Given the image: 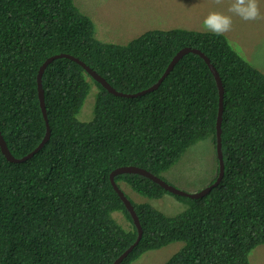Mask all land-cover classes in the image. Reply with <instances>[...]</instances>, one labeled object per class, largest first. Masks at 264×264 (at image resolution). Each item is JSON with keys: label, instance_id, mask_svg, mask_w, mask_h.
Wrapping results in <instances>:
<instances>
[{"label": "trees", "instance_id": "16d2710c", "mask_svg": "<svg viewBox=\"0 0 264 264\" xmlns=\"http://www.w3.org/2000/svg\"><path fill=\"white\" fill-rule=\"evenodd\" d=\"M185 46L202 50L225 85V176L203 197L176 195L187 207L173 217L134 202L144 233L119 264L179 239L185 251L165 264H251V251L264 245V74L225 34L154 29L117 44L99 40L73 0H0V128L16 157L46 132L37 77L48 57L72 55L133 94L156 83ZM42 86L50 139L21 162L0 150V264H111L136 230L115 217L131 221L110 173L134 165L160 175L199 141L215 142L216 79L202 56L188 52L156 89L120 96L61 56L44 70ZM93 93L92 117L81 120ZM114 179L149 198L167 193L137 173Z\"/></svg>", "mask_w": 264, "mask_h": 264}, {"label": "rangeland", "instance_id": "374dc122", "mask_svg": "<svg viewBox=\"0 0 264 264\" xmlns=\"http://www.w3.org/2000/svg\"><path fill=\"white\" fill-rule=\"evenodd\" d=\"M82 12L95 24L96 37L105 42L126 44L145 30L200 27L204 17L213 10L226 14L230 0L217 5L215 0H73ZM264 15V0H259ZM232 30L225 34L232 47L247 61L264 71V19L243 21L233 16ZM202 28V27H200ZM88 95L78 118L90 119L94 103ZM208 139L191 146L169 169L162 172L169 184L188 193L201 191L216 179V155ZM125 193L134 201L144 199L152 207L174 216L182 212L187 204L173 194L165 193L159 198L143 196L123 184ZM115 217L124 227L129 222L121 212ZM184 242H174L164 248L154 249L140 255L133 264H163ZM251 264H264V245H258L249 256Z\"/></svg>", "mask_w": 264, "mask_h": 264}, {"label": "water", "instance_id": "95a60500", "mask_svg": "<svg viewBox=\"0 0 264 264\" xmlns=\"http://www.w3.org/2000/svg\"><path fill=\"white\" fill-rule=\"evenodd\" d=\"M195 52L196 54H199L200 56H202L205 61L208 63L209 67L211 68L212 73L215 76V79L217 81L218 84V88H219V92H220V97H219V110H218V114H217V121H216V133H217V152H218V157H219V174L217 176V179L214 183H212L209 186H206L204 189H202L199 192L196 193H188L185 192L179 188H176L170 184H168L166 181H164L161 177H159L158 175H155L154 173L150 172L149 170L143 168V167H139V166H134V165H128V166H121L118 167L117 169H115L114 171L111 172L110 174V180L111 183L114 187V189L116 190V192L118 193L119 197L122 199V201L124 202L126 208L128 209L130 215L132 216L135 224H137V226L140 229L139 226V221H138V215L136 214L133 204L131 203V201L126 197V195L123 193V191L120 189V187L118 186V184L116 183V181L114 180V176L119 174V173H137L143 176H146L148 178H150L152 181L156 182L157 184H159L160 186H162L164 189L172 192V193H176V194H181L184 196H188L191 198H199L204 196L205 194H207L213 186L217 185L224 174V162H223V158H222V149H221V121H222V114H223V86H222V81L221 78L218 74V72L216 71L215 67L212 65V63L210 62V59L208 58V56L202 52L200 49L198 48H191V47H184L182 48L173 58V60L170 62L168 68L165 70V72L163 73V75L158 79V81L153 84L152 86L148 87L147 89H144L140 92L137 93H133V94H128V93H124L121 91L116 90L102 75L98 74L95 70L91 69L90 67H88L83 61H80L79 59H77L76 57L72 56V55H66L64 53L62 54H56L54 56H50L49 58H47L42 65L39 68L38 71V77H37V88H38V98H39V103L41 106V110L46 122V132L44 137L42 138L41 142L37 145V147L32 150L31 152H29L27 155L22 156V157H16L14 156L7 145V142L5 141L2 132H1V128H0V150L1 152L4 154V156L7 158V160L11 161V162H21V161H25L26 159L32 157L38 150H40V148H42V146L50 139V134H51V130H50V125H49V121H48V115H47V109H46V105H45V101H44V89L42 86V75L44 70L46 69V67L48 66L49 63H51L54 59H56L57 57H61V56H67L75 61H77L78 63H80L88 72L89 74L96 80H98L100 83H102V85L108 89L109 92L115 94V95H120V96H127V97H133V96H137V95H141L144 94L148 91H152L154 89H156L160 82L163 80V78L168 74V72L170 71V69L173 68L174 64L187 52ZM133 248V246H131L130 248H128V250H126L121 256H119L112 264H119L121 262V260L129 253V251H131V249Z\"/></svg>", "mask_w": 264, "mask_h": 264}, {"label": "clouds", "instance_id": "9594fccd", "mask_svg": "<svg viewBox=\"0 0 264 264\" xmlns=\"http://www.w3.org/2000/svg\"><path fill=\"white\" fill-rule=\"evenodd\" d=\"M222 2H223V0H215V3L217 4V5H220V4H222ZM259 0H230V3H229V6H228V9H227V13H229V14H226L225 12H223V11H217V10H213V11H210L205 17H204V19H203V21H202V24H201V26L200 27H202V28H200V27H197V26H194V28H183V27H177V26H174V27H172V28H168V29H157V30H162V31H165V32H167V31H169V30H176V29H185V30H191V31H198V32H210V33H212V34H214V35H217V36H222V35H224V34H226V33H228V32H230L231 30H232V24H233V19H232V17L233 16H237V17H239L241 20H243V21H256V20H260V19H264V15H262V13H261V9H260V5H259ZM74 5H75V7H77L79 10H80V8L75 4V1H74ZM80 12H82L81 10H80ZM84 15H86V16H88L87 14H85L84 12H82ZM89 17V16H88ZM90 18V17H89ZM91 19V18H90ZM92 20V19H91ZM154 29H156V28H152V29H148V30H145V32L143 33H141L140 35H148L150 32H151V30H154ZM138 37V36H137ZM227 37V36H226ZM136 38V37H135ZM228 38V37H227ZM185 47H191V46H185ZM184 48V47H183ZM191 48H195V47H191ZM182 49V48H181ZM180 49V50H181ZM179 50V51H180ZM178 51V52H179ZM202 51V50H201ZM177 52V53H178ZM189 52H191V51H189ZM188 53V52H187ZM193 53H195V52H193ZM186 54V53H185ZM240 54V53H239ZM56 55V54H55ZM54 56V55H53ZM242 56V55H241ZM243 57V56H242ZM49 58V57H48ZM174 58V57H173ZM173 58H172V60H173ZM209 58V57H208ZM244 58V57H243ZM204 59V58H203ZM210 59V58H209ZM171 60V61H172ZM205 60V59H204ZM170 61V62H171ZM170 62H169V64H170ZM206 62V61H205ZM211 62V61H210ZM207 63V62H206ZM252 67H254L255 69H257L258 71H260L262 74H264V71H262L261 69H259L258 67H256V66H254L253 64H251L250 62H248ZM169 64H168V66H169ZM208 64V63H207ZM175 65V64H174ZM213 65V64H212ZM168 66H167V68H168ZM209 66V65H208ZM214 66V65H213ZM174 67V66H173ZM215 67V66H214ZM47 68V67H46ZM166 68V69H167ZM210 68V67H209ZM173 69V68H172ZM172 69H170V71L172 70ZM211 69V68H210ZM216 69V68H215ZM169 71V72H170ZM216 71H217V69H216ZM165 72V71H164ZM169 72H168V74H169ZM218 72V71H217ZM167 74V75H168ZM218 74H219V72H218ZM163 75V74H162ZM161 75V76H162ZM166 75V76H167ZM165 76V77H166ZM213 76H214V74H213ZM219 76H220V74H219ZM164 77V78H165ZM163 78V79H164ZM214 78H215V76H214ZM221 78V77H220ZM158 81V80H157ZM221 81H222V78H221ZM162 82V81H161ZM155 84V83H154ZM216 85H217V88H218V84H217V81H216ZM222 86H223V112H224V94H225V92H226V89H225V85L223 84V81H222ZM218 96L220 97V92H219V88H218ZM218 110H219V102H218ZM218 114V113H217ZM217 121V120H216ZM222 121H223V114H222ZM222 121H221V149H222V158H223V162H224V165H225V168H224V174H223V177H222V179H221V181L223 180V178H224V176H225V171H226V164H225V159H224V152H223V143H222V131H223V129H222ZM217 133H215V142L214 141H212V139L211 138H207L208 140H210L211 141V143H212V147H211V149L213 150V152L215 153V155H216V163H217V167H216V172H215V176H216V179H217V176H218V174H219V157H218V152H217ZM210 141H209V143H210ZM182 157V156H181ZM180 157V158H181ZM179 158V159H180ZM178 159V160H179ZM177 160V161H178ZM176 161V162H177ZM175 162V163H176ZM174 163V164H175ZM174 164H172V165H174ZM171 165V166H172ZM170 166V167H171ZM121 167V166H120ZM169 167V168H170ZM168 168V169H169ZM115 169H117V168H115ZM114 169V170H115ZM146 169V168H145ZM114 170H112V171H114ZM167 170V169H166ZM166 170H164V171H166ZM163 171V172H164ZM151 172V171H150ZM153 173V172H152ZM162 173V172H161ZM161 173H160V175H158L159 177H161L162 179H163V177H162V175H161ZM111 174V173H110ZM119 174H121V173H119ZM118 175V174H117ZM155 175H157V174H155ZM116 176V175H115ZM114 176V177H115ZM143 176V175H142ZM146 177V176H145ZM148 178V177H147ZM150 179V178H149ZM216 179L215 180H213L212 182H210L209 183V185H211L212 183H214L215 181H216ZM115 180V179H114ZM164 180V179H163ZM111 181V180H110ZM165 181V180H164ZM221 181L217 184V185H219L220 183H221ZM117 184H118V186L120 187V189L123 191V193L126 195V197L131 201V203L133 204V207H134V210H135V212H136V214L138 215V212H137V210H136V208H135V206H134V202H136V203H148V202H143L144 201V199H140V200H136V201H134V200H132L126 193H125V191H124V189H123V184H127L125 181H123V180H121V181H119V182H116ZM156 183V182H155ZM168 183V182H167ZM112 184V183H111ZM169 184V183H168ZM128 185V184H127ZM171 185V184H170ZM208 185V186H209ZM217 185H215V186H213L212 187V189L214 188V187H216ZM113 186V185H112ZM129 187H131L130 185H128ZM173 186V185H172ZM162 187V186H161ZM175 187V186H174ZM132 188V187H131ZM163 188V187H162ZM177 188V187H176ZM133 189V188H132ZM164 189V188H163ZM211 189V190H212ZM134 190V189H133ZM166 190V189H165ZM210 190V191H211ZM136 191V190H135ZM167 191V193H169V194H173L174 196H176V195H181V194H176V193H172V192H170V191H168V190H166ZM184 191V190H183ZM209 191V192H210ZM137 192V191H136ZM186 192V191H185ZM199 192V191H198ZM118 194V193H117ZM140 194V193H139ZM165 194V193H164ZM163 194V195H164ZM142 195V194H141ZM163 195H161V196H159V197H162ZM182 196H184V195H182ZM205 196V195H204ZM159 197H156V198H159ZM186 197H188V196H186ZM203 197V196H202ZM200 198V197H199ZM177 199H179V198H177ZM180 200V199H179ZM180 201H183V200H180ZM184 202V201H183ZM149 204V203H148ZM150 205V204H149ZM127 209V208H126ZM127 211H128V209H127ZM158 211H160V210H158ZM129 212V211H128ZM161 213H163L164 215H166V216H169V215H167V214H165L164 212H162V211H160ZM123 214V213H122ZM130 214V213H129ZM124 215V214H123ZM177 215V214H176ZM176 215H174V216H176ZM125 216V215H124ZM169 217H173V216H169ZM125 218L128 220V222H129V225H128V227H125L127 230L128 229H132L133 228V226H132V224L135 226L134 228H135V230H136V238H135V240L132 242V244L128 247V248H130L131 246H133V248L131 249V251H129V253H131L132 251H133V249H134V247H136L138 244H139V242L141 241V239H142V237H143V233H144V229H143V226H142V223H141V220H140V217H139V215H138V221H139V226H140V229H139V227L137 226V224H135V222H134V220H133V218H132V216L130 215V218H131V221L125 216ZM118 221V220H117ZM120 223V222H119ZM121 224V223H120ZM122 225V224H121ZM123 226V225H122ZM124 227V226H123ZM174 242H184V245L179 249V250H177L175 253H173V255H171L163 264H165L171 257H173V259L176 257V256H179V255H181L184 251H185V249H184V247H185V244H186V242H185V239H179V240H176V241H173V242H171V243H168V244H166V245H164V246H162V247H159V248H154V249H161V248H164V247H166V246H168V245H170V244H172V243H174ZM128 248L126 249V250H128ZM256 248V247H255ZM154 249H149V250H154ZM125 250V251H126ZM149 250H146V251H144L142 254H144L145 252H147V251H149ZM124 251V252H125ZM124 252H122V254L124 253ZM128 253V254H129ZM122 254H120V256L122 255ZM127 254V255H128ZM142 254H140V255H142ZM126 255V256H127ZM139 255V256H140ZM125 256V257H126ZM138 256V257H139ZM124 257V258H125ZM116 260V259H115ZM114 260V261H115ZM113 261V262H114ZM122 261V260H121ZM249 261H250V259H249ZM112 262V263H113ZM111 263V264H112ZM251 263V262H250Z\"/></svg>", "mask_w": 264, "mask_h": 264}]
</instances>
